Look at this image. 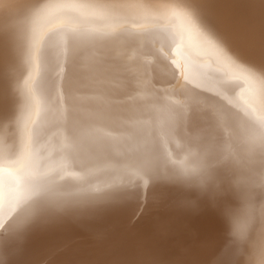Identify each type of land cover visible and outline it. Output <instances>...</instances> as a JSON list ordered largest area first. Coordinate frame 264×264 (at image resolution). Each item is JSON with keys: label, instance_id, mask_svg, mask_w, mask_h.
<instances>
[{"label": "bare ground", "instance_id": "obj_1", "mask_svg": "<svg viewBox=\"0 0 264 264\" xmlns=\"http://www.w3.org/2000/svg\"><path fill=\"white\" fill-rule=\"evenodd\" d=\"M0 180V264H264V0H0Z\"/></svg>", "mask_w": 264, "mask_h": 264}, {"label": "snow or ice", "instance_id": "obj_2", "mask_svg": "<svg viewBox=\"0 0 264 264\" xmlns=\"http://www.w3.org/2000/svg\"><path fill=\"white\" fill-rule=\"evenodd\" d=\"M193 17V24L200 23L204 26L202 17L197 13H193ZM97 135L103 136L107 135V133L103 129H97ZM137 176L142 181V184L135 182L127 185L109 186L108 190L103 194V199L112 203L139 200L141 195H143L146 201L155 199L165 183L194 188L201 195L207 197L209 194L214 195L212 189L217 180L218 173L207 164L193 171H189L187 168H172L162 171L159 167L145 165L139 168ZM3 183L4 181L0 180V185ZM141 187L144 189L143 193L141 192ZM2 201L3 193L0 192V205H2ZM69 203V201H56L46 196H40L34 201L20 226H27L43 214H52L60 211Z\"/></svg>", "mask_w": 264, "mask_h": 264}]
</instances>
